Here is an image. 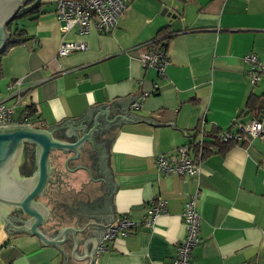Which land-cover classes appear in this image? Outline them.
<instances>
[{
	"label": "crops",
	"instance_id": "crops-1",
	"mask_svg": "<svg viewBox=\"0 0 264 264\" xmlns=\"http://www.w3.org/2000/svg\"><path fill=\"white\" fill-rule=\"evenodd\" d=\"M39 1L38 13L17 20L25 38L0 57V100L13 102L7 87L19 79L17 108L34 112L29 124L44 126L140 89L127 110L157 122L174 119L176 126L121 123L110 144L116 217L141 219L157 196L167 207L151 226L111 239L90 264H174L186 233L184 202L197 187L200 241L191 264H264V138H216L264 113V106L256 114L246 106L249 94L264 93V72L252 83L243 59L255 52L264 63V0H127L110 31L83 34L75 27L62 31L56 0ZM155 37L163 38L169 58L163 73L137 57L141 44ZM62 39L84 40L87 47L58 54ZM201 138L203 144L192 143ZM183 143L199 159V182L156 167L157 154L175 153ZM1 229L6 264H62L55 245Z\"/></svg>",
	"mask_w": 264,
	"mask_h": 264
},
{
	"label": "water",
	"instance_id": "water-1",
	"mask_svg": "<svg viewBox=\"0 0 264 264\" xmlns=\"http://www.w3.org/2000/svg\"><path fill=\"white\" fill-rule=\"evenodd\" d=\"M25 1L0 0V51L11 36L7 24ZM140 91L44 126H0V241L3 227L55 245L62 264L93 262L97 241L116 217L110 144L121 123L176 127L174 119L157 122L129 112Z\"/></svg>",
	"mask_w": 264,
	"mask_h": 264
},
{
	"label": "built area",
	"instance_id": "built-area-1",
	"mask_svg": "<svg viewBox=\"0 0 264 264\" xmlns=\"http://www.w3.org/2000/svg\"><path fill=\"white\" fill-rule=\"evenodd\" d=\"M127 0H56L55 11L57 18L62 22L61 29L67 32L75 27L80 34L88 32L91 28H95L101 32L110 31L117 22L118 17L124 12ZM11 38V36H10ZM10 40V39H9ZM87 47L84 40L62 39L58 54H67L75 50H82ZM138 59L144 66H153L163 73L165 66L169 62V58L165 53L163 43L159 37L151 38L149 41L141 44V49L137 54ZM245 62L249 66V75L252 83H255L262 72H264V63L259 59L255 52H248L243 56ZM19 79L8 85L12 103H6L0 100V126L10 124H29L28 120L31 116L29 110L22 108L14 115L21 100ZM13 90H15L13 92ZM146 93L140 95L139 100L132 102L133 107L137 108L141 104V100ZM9 97V98H10ZM264 113L259 117H252L245 122H237L238 131L222 130L217 135L221 141H240L246 135L260 136L264 138ZM194 142L202 144V138ZM190 144L183 143L178 146L177 151L170 155L159 153L156 156V167L163 172H174L193 176L199 182L201 174V166L199 159L189 152ZM263 192H264V173H263ZM198 187L189 193L183 206V220L186 228L184 238L175 249L173 256L174 264H191V249L193 245L200 241V222L201 214L197 205ZM166 199L163 196H157L147 202L145 212L141 219H134L128 215H120L112 220L104 230L99 239L95 257L100 251L107 248L109 241L118 236H126L134 229L140 226H151L157 215L166 211Z\"/></svg>",
	"mask_w": 264,
	"mask_h": 264
},
{
	"label": "trees",
	"instance_id": "trees-1",
	"mask_svg": "<svg viewBox=\"0 0 264 264\" xmlns=\"http://www.w3.org/2000/svg\"><path fill=\"white\" fill-rule=\"evenodd\" d=\"M40 10H41V8H40V1L39 0H26L25 3L19 8V10L15 14L14 18L12 20H10L8 22V24H7V28L12 32V34H11L10 40L3 47V49L0 51V57H1V55L3 53H5L9 49V47L11 45L18 43V42L22 41L23 38H25L24 35L21 34V33H23L22 32L23 31L22 27L21 26H17L16 19L20 18L22 16H25V15L31 14V13H38ZM160 40L163 43V38L162 39L160 38ZM0 74H1V71H0ZM246 106H247L248 109L254 110V114H256L257 111L259 110V108L264 106V93H262L260 95H257L255 93L254 94L253 93L249 94V96L247 98V101H246ZM29 113L33 114L34 112L29 110ZM242 113H243V111H242ZM258 115H256L255 117H259ZM225 142H227V141H225ZM192 143H194V141ZM208 152L209 151L207 150L206 153H208ZM7 262L8 261H6V263Z\"/></svg>",
	"mask_w": 264,
	"mask_h": 264
},
{
	"label": "rangeland",
	"instance_id": "rangeland-1",
	"mask_svg": "<svg viewBox=\"0 0 264 264\" xmlns=\"http://www.w3.org/2000/svg\"><path fill=\"white\" fill-rule=\"evenodd\" d=\"M20 18H17L16 19V21L17 20H19ZM6 96H8V93H6ZM6 98V97H5ZM10 100V99H9ZM18 108H16L15 110H14V115L16 116L17 115V113H18ZM0 264H5V260H4V258L3 257H0Z\"/></svg>",
	"mask_w": 264,
	"mask_h": 264
},
{
	"label": "flooded vegetation",
	"instance_id": "flooded-vegetation-1",
	"mask_svg": "<svg viewBox=\"0 0 264 264\" xmlns=\"http://www.w3.org/2000/svg\"><path fill=\"white\" fill-rule=\"evenodd\" d=\"M13 233H11V235H12Z\"/></svg>",
	"mask_w": 264,
	"mask_h": 264
}]
</instances>
